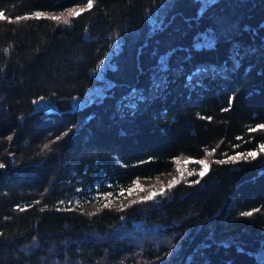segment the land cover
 <instances>
[{"label":"trees","instance_id":"1","mask_svg":"<svg viewBox=\"0 0 264 264\" xmlns=\"http://www.w3.org/2000/svg\"><path fill=\"white\" fill-rule=\"evenodd\" d=\"M0 13V264H264V0ZM175 156L206 158L205 174L124 206L53 205Z\"/></svg>","mask_w":264,"mask_h":264},{"label":"rangeland","instance_id":"2","mask_svg":"<svg viewBox=\"0 0 264 264\" xmlns=\"http://www.w3.org/2000/svg\"><path fill=\"white\" fill-rule=\"evenodd\" d=\"M70 8L78 11L82 8V5L72 6ZM261 145H264V141L259 146ZM256 150V148H252L247 153L256 152ZM238 153L242 154L240 151H237L229 154L226 158L240 157L241 155H238ZM199 161L206 162V158L189 157L181 159L175 156L173 157V163L170 168L150 176H136L127 185L103 178L91 182H84L74 186L56 199L53 205L60 203L64 206L70 205L87 210L101 206H124L133 200L144 199V197H148L151 193H156L155 196H157L161 194L162 188L164 189L163 192H165L169 188V183L173 180L178 181L184 171L188 174H194L193 179H196L200 175L199 173L204 170V165L198 163ZM129 189H133L131 193H129ZM122 190L123 194H121ZM155 196H152V198Z\"/></svg>","mask_w":264,"mask_h":264},{"label":"snow or ice","instance_id":"3","mask_svg":"<svg viewBox=\"0 0 264 264\" xmlns=\"http://www.w3.org/2000/svg\"><path fill=\"white\" fill-rule=\"evenodd\" d=\"M93 6V0H87V7L88 8H91ZM70 11V14L71 15H79L80 13H78V12H71V10H69ZM81 11H83V9H81ZM3 14L2 13H0V16H2ZM19 19V18H18ZM52 19H55V20H60L61 18L60 17H52ZM65 22H67V20H65ZM261 127H264V126H261ZM252 131H255V129H252ZM9 139H11V138H9ZM57 139H59V137H57ZM48 147V145L47 144H45L44 145V148H47ZM260 148H261V150L262 151H264V145H261L260 146ZM238 155H243V154H239L238 153ZM257 155V153L256 152H249V153H247V156H252V157H255ZM229 159H232V160H234L235 159V157H230ZM198 163H201V164H203L204 165V170L203 171H201L199 174L201 175V176H203L204 174H205V172H206V170H207V164H206V162H204V161H199ZM0 167H4V165L3 164H0ZM177 181H175V180H173L172 182H170L169 183V185H168V187L170 188V187H172L173 186V184H175ZM137 187H139V185H137ZM133 189H129V193H131V191H132ZM164 191V189L162 188L161 189V193ZM121 194H123V190L121 191ZM156 195V193H151L148 197H144V199H150V198H152V196H155ZM246 215H251V213H246Z\"/></svg>","mask_w":264,"mask_h":264}]
</instances>
